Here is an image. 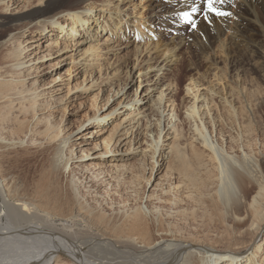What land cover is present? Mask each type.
I'll return each instance as SVG.
<instances>
[{
  "label": "bare ground",
  "instance_id": "bare-ground-1",
  "mask_svg": "<svg viewBox=\"0 0 264 264\" xmlns=\"http://www.w3.org/2000/svg\"><path fill=\"white\" fill-rule=\"evenodd\" d=\"M126 1L39 0L35 5L23 8L18 5L13 10V4H20L17 0H13L12 5L7 0H0V264H264V155L254 157L251 147L254 129L264 133L260 116L264 98L257 97L250 87H240L236 83L264 82V0L217 2V9L230 13L225 16L209 13L206 0H171L176 8L172 13L174 19L182 23L187 31L185 38L189 40L181 38L173 48L152 43L147 50L150 55L146 72L155 69L156 78L163 72L162 78L149 82L153 85L147 92L158 90L160 82L173 71L172 84L176 85L174 92L166 85L168 94L162 88L153 101L151 111L159 114V128L151 145V172L146 181L149 188H154L146 195L147 201L153 202L155 197L159 202L167 199L180 215H188L189 210L196 220L198 212L211 221L217 220L215 222L226 228L231 248L218 250L189 241L181 234L183 231H179L181 228L175 227L178 224H165L158 208L137 205L142 202L127 209L125 204L123 210L120 206L118 210L108 208L110 211L106 213L87 207L74 192L64 198L59 197L58 192L51 196L44 186L37 185L22 193L17 182H9L5 176L3 168L9 164L5 151L25 145L34 130L33 123L39 126L53 118L42 115L39 119L37 106L42 105L40 108L44 110L52 98L48 101L45 98L48 93L40 90L37 77H31L38 69L36 65L53 53L56 56L64 54L68 44L60 38L65 37L74 43L77 51L73 62L84 67L86 72L83 83L92 78L94 69H102L101 52L112 53L119 46L113 45L117 40L116 44L125 40L130 45L131 22L125 21L127 15L124 13ZM193 8L197 11H192ZM184 12L190 14V20L183 17ZM48 33L51 35L47 36ZM30 36L32 38L28 39ZM187 43L196 47L194 53L209 60L210 70L212 68L214 72L205 76L206 81L213 75L219 83H228L229 96L210 88H204L201 93L199 89L205 87L202 84L205 80L189 79L187 93L191 99L184 108L189 119L197 123V139L195 143L182 144L184 131L172 121L168 123L172 126L162 137L166 128L162 127L165 110L161 112V109L165 98L170 96V101L178 96L177 80L183 70V58L176 53L180 45ZM140 48L136 47L135 53L138 63L142 57ZM216 49L224 56V61L219 60ZM218 64L225 70H218ZM216 72L222 74L218 76ZM128 74L131 77V73ZM61 78L54 79L50 88L60 91L55 86ZM210 96L222 99L230 107L223 111L220 122L219 117L212 115L211 118V113L202 111L213 100ZM112 98L108 95L107 104ZM235 100L242 105L240 111L233 107ZM137 110L131 109L113 123L111 129L97 131L104 146L93 147L95 152L99 151L94 158L107 162L115 159L114 154L128 144L141 146L138 137L143 121L139 116L145 117V113ZM16 111L18 115L13 117ZM223 127L233 134L226 135ZM64 130L57 127L39 130L43 142L54 144L53 167L58 171L65 167L62 164L85 168L83 162L91 157L90 149L80 148L78 152L83 156L77 157L75 147L79 143L74 141L73 135L63 134ZM166 136H172L174 144L170 149L171 157L165 162L160 148L165 144L162 139ZM232 145L242 149V154L234 155ZM67 154H70L69 159L61 163ZM177 160L180 165L174 172L177 174L176 185L172 180L165 189L150 182L155 171L154 180L157 173L163 170L166 173ZM116 163L109 164L114 170L112 178L125 183L126 174L121 173L125 164ZM101 174L104 172L96 175ZM140 178L141 175L131 176L130 189L132 185L133 189L139 185ZM106 181L102 182H110ZM158 190L163 198L155 194ZM139 195H131L134 202L139 200ZM44 200L53 202L54 209L46 208ZM183 203L190 209L183 208Z\"/></svg>",
  "mask_w": 264,
  "mask_h": 264
},
{
  "label": "rangeland",
  "instance_id": "rangeland-1",
  "mask_svg": "<svg viewBox=\"0 0 264 264\" xmlns=\"http://www.w3.org/2000/svg\"><path fill=\"white\" fill-rule=\"evenodd\" d=\"M17 1L20 4L15 3L12 5L13 0H7V2L11 3L13 10L16 9L18 5L20 7L22 6V8L35 5L39 0ZM126 2L129 4L127 3V7H125L124 13L127 15L125 21L129 20L131 22V30H129L131 32L130 45H127L128 42H125V40L116 44L118 42L117 40L113 45L119 46L113 49L112 53L104 54L101 52V54H103L100 61L102 69L100 71L94 69L92 71L94 72L92 78H88L86 82L83 83L86 72L83 70L84 67L76 66V63H74L76 58L75 54L77 52L76 48L73 46L74 43L71 40L65 39V37L60 38L63 43L65 42L66 45L68 44L67 48L64 49L65 51L62 52L64 54L56 56V54L53 53L51 57L36 65L38 69L31 74V77L36 76L40 90L48 93L45 98H47V100L52 98L48 105L45 106L44 110L40 108L42 105L37 106L39 107V119L42 115H50L53 118L51 120H45L39 126L33 123L34 130L31 131L29 139L26 140L27 143L22 147L10 148L5 151L9 164L6 163L3 172L9 182H13L14 180L17 182V188L22 193H27L26 189L37 185L44 186L51 196H54L55 192H58V196L64 198L74 192L79 196L81 202L96 211L101 210L109 213L110 209L108 208L117 209L119 208L118 206H120V209L123 210L122 206L125 204V209H127L135 205L134 203L137 204V202H142L137 205L143 204V207L148 205L149 207L153 206L158 208L165 224H174L171 226L178 224L179 226L176 225L175 227L178 229L180 227L182 230L179 229V231H183L181 234L186 236L189 241L199 242L197 244L214 247L218 250L231 248L232 243L228 241V237L225 234L226 228L223 224L215 222L217 220L211 221L208 217L205 218L202 212H198L196 218L198 220L200 217V219L197 222V220L191 216L189 210H187L188 215H180L177 213V211L174 210L176 207L174 208L167 199H163V201L160 200L161 202H159L155 197L153 202L147 201L146 195L150 194L154 188V186L149 188L146 181L151 172V145L152 141L158 135L159 128L157 121L159 119V114L151 111L154 106L153 101L158 98L162 88H164L163 92L168 94L169 88L166 85L170 86L171 91L176 90V85L172 84V77L175 76V72L173 71L160 82L158 90H149L147 92V89L153 85L149 82H156L157 79L163 76V72H160L159 77L156 78L157 71L155 69L146 72L148 67L147 57L150 55L147 50L151 48L150 46L152 43H159L162 45V48L165 46L166 48H173L176 43L180 42L181 38H184V41H188L189 39L185 38L187 31L183 28L182 23L174 19L175 17L172 13L176 8L171 4V0H128ZM138 33L140 36L137 37ZM55 34L59 35V32H55ZM49 35H51V33H48L47 36ZM183 35L184 37H182ZM63 36L68 35L63 34ZM30 38H32V36L28 39ZM82 38L84 37H80V39ZM124 43H126V45ZM138 46H141L140 50H142V57L139 63L135 58L136 47ZM195 50L196 47L192 46L191 43L180 45L176 53L183 58V70L177 80L179 93H177L178 96L176 99H171L169 101L170 96L165 98L161 109V112L165 110L162 127L166 128L162 137L172 126V124L170 126L168 125L169 121H172L173 124L179 126L181 131H184L185 137L182 139V144L187 143V141L189 143H195L197 139L195 137V125H197V123L189 119V114L184 108L186 103L191 99V95L187 93L190 83L189 79L195 80L201 78L200 80H205L202 83L205 87L199 89L201 93L204 88H210L221 92L223 95H226V97L229 96L227 95L228 83L226 85H224V82L219 83L217 77L213 75L210 77V81H206L205 76L212 71V68L210 70L209 60L194 53L193 51ZM216 55L220 61H224V56L218 52L217 49ZM60 60L64 61L59 63ZM136 62L137 65L135 66ZM217 66H219L218 70H225L222 64H218ZM129 72L131 73V77L128 74ZM216 73L218 76L222 74L221 72ZM58 76L62 78L60 82L56 84L55 88L60 89V91H55L51 89L50 86L53 80L57 79ZM236 83H238L240 87H250L251 90L256 93L257 97L264 98V82H260L259 80L258 82H253L248 80ZM58 85L60 87H58ZM122 88L123 90L118 93ZM108 95L113 97L110 104H107ZM61 98H63V100H60ZM209 99L213 100L208 102V105L205 109L203 108L202 111L211 113V118L212 115L219 117L220 122L223 111L229 110L230 107L218 97L210 96ZM62 101H64L63 105H61V103H63ZM241 106L239 101L235 100L233 102V107L239 111ZM134 107L136 110L138 109L137 112L140 111L141 113H145V117H142V114L139 116L142 118L143 124L138 138L143 145L141 144L139 147L135 144H128L123 147L121 151H117L118 153L116 152V154H114L115 156L113 157L115 159H111L107 162L100 160V158H94L99 151L95 152L93 147L100 145L102 147L104 146L102 138L98 136V132L101 131V129H111L113 123L127 115ZM115 109H117L116 113L105 118L107 114ZM17 115L18 113L16 111L13 117ZM96 115H98L97 117L99 118H96ZM260 116H262V121L264 123V106L260 112ZM198 123L201 125V121ZM12 126L15 125L12 124ZM53 127H57L60 131L66 129L63 134L67 133L68 135H73L74 141L79 143L75 147V155L77 157L83 156L82 152H78L80 148L90 149L88 154L91 155V157L86 158L83 162L86 165L85 168L62 164V166H65L62 170H55L53 167L54 144L43 142V136L39 134V130L44 129L45 131ZM225 130L226 135L233 134V131L228 128H225ZM254 131L255 138L251 140V147L253 156L258 158L264 155V133L258 132L259 130H257V128H255ZM170 132L171 131L168 133ZM216 134L217 131H215L214 135ZM162 140H164L163 143L165 144L160 148V151L161 155H165L164 161L166 162L171 157L170 154L172 151L170 152V149L174 142L172 136H166ZM232 147L234 155L242 154L243 150H240L238 146L232 145ZM69 155L70 154H67L61 163L68 160ZM110 162L125 164L123 166L125 169H121V173L126 174L124 177L126 180L125 183H120L121 181L119 179L113 180L112 173L114 170L109 166ZM179 165V160L176 161L175 166L174 163H171V169L166 173L165 170L160 174L157 173L156 180H154L155 171L150 182L153 183V185L159 184L165 189L172 183V180L174 185H176L175 181L177 180H174L176 173L174 172L178 169ZM100 172H104V174H101V176L96 175ZM132 175H141L139 187L134 186V189L137 187L136 193L132 188L133 185L131 189L128 186ZM106 180L110 182H108V184L103 183L104 181L107 182ZM128 189L132 190V192ZM139 190L141 191L140 193ZM126 193H128L131 199ZM160 193L161 190L155 192V194L162 196ZM130 194L133 195V197L139 195L142 199L139 197L137 201V198H135L136 202H134V198ZM121 195L123 196L120 198ZM163 197L164 196H162V198ZM155 200L156 202H154ZM43 203L49 210L54 209L53 202L44 200ZM182 207L190 209L186 203H183ZM90 237L93 236L90 235Z\"/></svg>",
  "mask_w": 264,
  "mask_h": 264
},
{
  "label": "snow or ice",
  "instance_id": "snow-or-ice-1",
  "mask_svg": "<svg viewBox=\"0 0 264 264\" xmlns=\"http://www.w3.org/2000/svg\"><path fill=\"white\" fill-rule=\"evenodd\" d=\"M217 2H219V3L222 4V3L224 2V0H206V4H207L208 12H209V13H214V14L217 15V16L230 15V13H226V12H223V11L217 9V8L215 7V4H216ZM192 11L195 12V11H197V9L193 8ZM182 15H183V17H184L186 20H190V19H191L190 14H189L188 12H184V13H182ZM192 27L195 28L196 25L193 24Z\"/></svg>",
  "mask_w": 264,
  "mask_h": 264
}]
</instances>
